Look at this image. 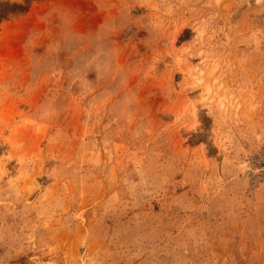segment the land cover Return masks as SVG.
I'll return each instance as SVG.
<instances>
[{
	"label": "rangeland",
	"instance_id": "1",
	"mask_svg": "<svg viewBox=\"0 0 264 264\" xmlns=\"http://www.w3.org/2000/svg\"><path fill=\"white\" fill-rule=\"evenodd\" d=\"M0 264H264V0H0Z\"/></svg>",
	"mask_w": 264,
	"mask_h": 264
}]
</instances>
